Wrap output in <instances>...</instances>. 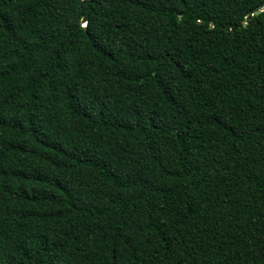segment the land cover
Wrapping results in <instances>:
<instances>
[{"label": "trees", "instance_id": "trees-1", "mask_svg": "<svg viewBox=\"0 0 264 264\" xmlns=\"http://www.w3.org/2000/svg\"><path fill=\"white\" fill-rule=\"evenodd\" d=\"M261 4L0 0V264H264Z\"/></svg>", "mask_w": 264, "mask_h": 264}, {"label": "water", "instance_id": "water-1", "mask_svg": "<svg viewBox=\"0 0 264 264\" xmlns=\"http://www.w3.org/2000/svg\"><path fill=\"white\" fill-rule=\"evenodd\" d=\"M263 7H264V4H261V5H259L258 6V8L254 11V14H258L262 9H263ZM251 15H249V17H250ZM85 21V20H84Z\"/></svg>", "mask_w": 264, "mask_h": 264}]
</instances>
